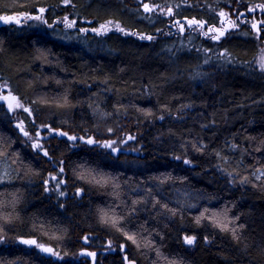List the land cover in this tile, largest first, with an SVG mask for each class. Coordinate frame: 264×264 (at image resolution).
I'll return each instance as SVG.
<instances>
[{
    "label": "trees",
    "instance_id": "obj_1",
    "mask_svg": "<svg viewBox=\"0 0 264 264\" xmlns=\"http://www.w3.org/2000/svg\"><path fill=\"white\" fill-rule=\"evenodd\" d=\"M37 7L44 23L0 24V83L23 105L0 102L16 172L0 263L264 264V44L245 24L264 0H0V17ZM223 12L219 39L170 29ZM176 188L203 200L182 207Z\"/></svg>",
    "mask_w": 264,
    "mask_h": 264
},
{
    "label": "rangeland",
    "instance_id": "obj_2",
    "mask_svg": "<svg viewBox=\"0 0 264 264\" xmlns=\"http://www.w3.org/2000/svg\"><path fill=\"white\" fill-rule=\"evenodd\" d=\"M144 5H148V4H142L141 5V9L143 11H145ZM151 6L154 7L153 5H151ZM151 6L148 5L149 9L151 8ZM145 12H149V11H145ZM223 13L226 15L228 20L230 22H232V17H230L229 14L226 13V12H223ZM69 23H71V20H69L68 18H61L60 21H59V24H62L65 27H68L67 25ZM71 24H72V26L75 25L73 22ZM239 24H241V23H238L236 26H238ZM245 24H247L249 26L250 22L248 20H246ZM218 25L222 26V24H218ZM236 26L231 27L230 30L231 29H235ZM170 29L173 30V31L179 30L178 24L175 23L174 27L170 28ZM184 30L185 29L183 28V31ZM194 30L197 31V32L198 31L203 32V33L205 32L203 30L201 31V30H198V29H194ZM214 34H216L215 31L211 32V34H210L211 36H209V37L212 38V36ZM263 44H264V42H263ZM85 45L87 47L86 50L90 49V52H91L93 46L96 45V41H88L87 44H85ZM103 46H106V44L104 42L100 45V47L103 48ZM261 57H264V49L263 48L260 49V51H259V53L257 55V58L254 59V64L256 66H260ZM0 84L2 85L3 83L1 82ZM7 91H10V90L7 89ZM4 92L5 91L3 90L2 93H4ZM0 102L3 103L11 111L16 110V109H21L23 107V105L21 106V103L18 100L17 96H14L13 98H10V99L0 98ZM107 143L110 144L109 141ZM15 174H16V172H15L12 164L9 162L8 158L5 155L0 157V184L10 182L13 179V177L15 176ZM260 175H261V171H256L255 172V176L256 177H259ZM169 199L173 203H176V204H178V205H180L182 207H186L188 209H193L199 204V202L201 200H203V197H201L200 195L194 194L192 191H190V190H188L186 188H176V189H172L171 196H170ZM0 264H4V263H0ZM11 264H20V263L19 262H14V263H11Z\"/></svg>",
    "mask_w": 264,
    "mask_h": 264
},
{
    "label": "water",
    "instance_id": "obj_3",
    "mask_svg": "<svg viewBox=\"0 0 264 264\" xmlns=\"http://www.w3.org/2000/svg\"><path fill=\"white\" fill-rule=\"evenodd\" d=\"M36 11L38 12L37 14H34V13H33V14H26L25 17H28V18L38 17L39 14L42 13L40 7H37V8H36ZM248 12H251V10H247V13H248ZM238 16H240V14H238ZM221 17L223 18V16H221ZM22 18H23V15H10V14H8V15H4V16L0 17V24H2V23H9V22H16V23H18V22H20V20H21ZM191 20H195V19H185V20H184L185 25H186V26L198 25V24H192V25H189L188 21H191ZM175 21H176V20H174L173 22H175ZM195 21L202 22V27L205 25L204 21H202V20H195ZM256 23H258V22H256ZM183 24H184V23H180V24H179V28H180V29H181V27H183ZM198 26H200V25H198ZM228 26H229V23L226 22L225 25H224V29H223V30H219V31H218V34H216L215 36L220 35V32H223V33H224V31L228 29ZM173 27H174V25L172 26V28H173ZM206 31L209 32V27H206ZM215 36H214V37H215ZM2 88H3V87H1L0 90H2ZM9 95H10V93H8V92H6V93L4 94L5 97H8ZM81 140L83 141V138H81ZM89 140H91V138H88V139H87L88 142H89ZM23 241H34V242H35V240L24 239V238H22V239H21V242H22L23 244H28V243H24ZM33 244H35V243L28 244V245H33ZM42 249H45V248H44L43 246H39V250H40L41 252H43V253H45V254H47V255L52 254V251H50V252H49V251H43ZM79 253H80V255H83V256L88 257V258L91 260V264H94V259H95V257H96V253H95V252L89 251V250H87V249H81V250L79 251ZM90 254H94V255H90ZM129 264H133V263L130 262Z\"/></svg>",
    "mask_w": 264,
    "mask_h": 264
},
{
    "label": "flooded vegetation",
    "instance_id": "obj_4",
    "mask_svg": "<svg viewBox=\"0 0 264 264\" xmlns=\"http://www.w3.org/2000/svg\"><path fill=\"white\" fill-rule=\"evenodd\" d=\"M248 21L250 22V25H249V27H250V29H252V31L254 32V34L256 35V36H258V37H260L261 38V40L264 42V21H262L256 14H255V12L251 9V12H248ZM226 22H228L229 24H230V21L229 20H226V18L225 17H220V20L218 21V24H222V26L221 25H214L215 27H211V29H214L213 31H215L217 34H218V31L219 30H223L224 29V25H225V23ZM256 22H258V23H256ZM253 24H255L256 25V28H253L252 26H253ZM207 26H205L204 25V27H203V31H206V29L204 30V28H206ZM228 28H229V26H228ZM228 30V29H227ZM227 30H225L224 31V33L227 31ZM213 31H209V32H207L209 35L211 34V32H213ZM216 34H214L212 37H214ZM224 35V34H223ZM211 36V35H210ZM222 36V35H221ZM220 35H218V37L220 38L221 37ZM3 88H5L6 86H4V85H1ZM3 91L2 90H0V95H2L1 93H2Z\"/></svg>",
    "mask_w": 264,
    "mask_h": 264
},
{
    "label": "snow or ice",
    "instance_id": "obj_5",
    "mask_svg": "<svg viewBox=\"0 0 264 264\" xmlns=\"http://www.w3.org/2000/svg\"><path fill=\"white\" fill-rule=\"evenodd\" d=\"M144 8H145V11H150V9H149V7H148V5H144ZM41 11H43L42 9H41ZM169 11H171V10H169ZM221 15L223 16L224 15V13H221ZM37 19H39V17H37ZM188 23H189V25H192V24H198V25H200L201 27H202V22H198V21H195V20H191V21H188ZM68 27H72V24L71 23H69L68 25H67ZM103 27V26H102ZM253 28H256V25L255 24H253V26H252ZM181 30H183V27H181ZM214 29H209V31H213ZM121 31H123V29H121ZM133 34H135V33H133ZM224 33L223 32H220V35H223ZM205 35H207V33H205ZM141 38H144V37H141ZM148 39H151V37H147ZM213 39H219V37L218 36H215V37H212ZM260 67H261V70L262 71H264V57H261V60H260ZM19 106V105H18ZM25 111H29V109H24ZM25 135H27V133H25ZM69 139H75L74 137H69ZM130 139H131V137H130ZM89 143H92V141L91 140H89ZM104 147H111V144H105V145H103ZM113 151H115V149H113ZM185 163H188V161H185ZM54 179V178H53ZM61 195H63V193H61ZM129 239H131V237H129ZM194 237H189V236H186L185 237V243L186 244H189V245H191V244H193L194 243ZM24 243H28V244H32V243H35L34 241H23ZM43 251H51V249H42ZM90 255H94V254H90Z\"/></svg>",
    "mask_w": 264,
    "mask_h": 264
}]
</instances>
